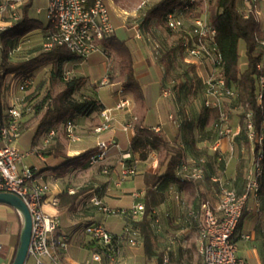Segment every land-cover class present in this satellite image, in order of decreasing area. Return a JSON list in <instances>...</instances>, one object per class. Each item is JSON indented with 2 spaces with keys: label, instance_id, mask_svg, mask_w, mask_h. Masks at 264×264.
<instances>
[{
  "label": "crops",
  "instance_id": "crops-1",
  "mask_svg": "<svg viewBox=\"0 0 264 264\" xmlns=\"http://www.w3.org/2000/svg\"><path fill=\"white\" fill-rule=\"evenodd\" d=\"M131 1L107 0V3L111 23L114 20L120 25L118 29H122L127 34L126 38L123 39L116 37L115 32L113 36L125 42L131 51L135 78L141 88L140 98H136L131 90L125 87V78L119 73L114 53L102 43H100L99 51L91 55L86 61H73L64 66V70L68 69L65 72L85 78L86 84L83 91L87 93L93 88L96 99L103 106V109H114L121 98L130 102L127 108L113 110L110 130L103 131L100 134L95 133L94 129L101 124L102 119L99 113H93L89 116L75 117L73 123L79 138L76 143H69L60 130L55 136L62 147V151L68 157H75L94 150L98 142H104L109 146L106 159L99 164H95L99 165L97 168H95V165L90 167L88 164L90 167L89 175L93 177L91 179L93 181L91 189L85 190V188H81L82 185L69 184L71 176L75 175L78 170H75L72 175L68 174L67 171L69 169L66 168L57 171L56 168L62 163H54L44 156L43 161L36 157L44 164L42 168H48L46 170H49L50 173H53V177H56L51 183V192L47 202L43 205V209L49 215L58 216L60 230L65 237L67 247L60 254L59 260L61 264H88L90 262L91 255L96 253V249L91 248L89 245L92 238L85 234L87 226L100 223L111 234L116 236H121L128 229V222L125 221L124 217L103 214L90 203L91 199L96 197L108 209L129 210L136 202H142L145 194L144 174L157 175L164 170L162 160L154 152L150 153L145 161L139 160L138 155L131 154L129 163L135 164L137 174L133 177L120 179L121 153L129 151L130 143L136 134L137 127L151 129L157 134L164 136L165 140L170 144L182 148L185 162L203 161L206 172L204 179L193 183L192 186L182 185L176 180L167 181L158 186V191L164 196V200L153 211L155 216L153 231L157 242V256L146 257L140 237L134 247L127 243V237L123 239L118 237L114 246L115 249L110 257L101 253L100 264H164L165 258H168V264H190L188 260H190L192 255V249L194 248L199 256L200 254L197 250L198 229L196 223L186 213L199 211L203 203H207L213 211H216L219 202L220 183L226 184L240 193L244 188L246 173L253 158L251 145L250 147L245 145L241 137L240 122H236L232 126L233 137L221 140L219 151L214 152L210 149V146L218 138L216 128H214L216 133L214 131L206 132L208 130L201 128V123H204L205 120L209 121V115L215 118L211 111L208 113L200 111L196 114L182 108L180 114H165L166 107H171L175 101V92L168 80L169 75L175 72L178 66L186 69L188 66L181 62L179 48H177L178 35L168 31L162 18H155L149 23L143 24L147 2L145 0L139 1L138 6L142 2H145L146 5L140 11H136L130 7L129 2L131 3ZM19 2L21 16L25 15L28 24L26 31L23 29L22 32L12 35L14 31L22 28L18 27L4 34L3 47H13V49L8 50L9 56H12V52L19 51L25 40L32 45H41L48 31L45 8L47 0H43L42 7L36 6L35 16L31 15L30 8L35 2L39 3V0H19ZM251 2L256 5V17L260 28L264 30V4L262 1L254 2L252 0ZM25 5H27V8L24 9ZM245 5V0H243V3L238 0L237 8L239 11L244 13L249 8V6L246 7ZM136 17L141 20L140 24L131 25L132 22H136ZM7 18L4 15L3 19L0 20V24ZM141 25L142 31L139 29ZM28 26L31 30L28 29ZM114 29L116 28L114 27ZM145 31H152L151 33H154L158 40L151 42V37H148ZM22 33V37L17 38L18 34ZM154 44L161 46L160 57L155 55ZM168 51L171 52L170 56L173 60L171 73H167L161 62V56ZM85 63L93 65V79L79 71ZM191 67L200 81L205 80L213 73V67L209 62L204 63L197 70L194 66ZM43 70L48 75L50 67H45ZM103 78L107 79V84L105 85H110L111 87V94L108 99L100 96L101 88L98 85ZM184 81L187 82V80ZM164 89L171 90L168 100H165L162 96V90ZM2 90L4 89L1 86L0 92ZM20 95L18 90L17 92H10L7 106L15 100V97ZM3 106L1 104L0 116L3 110L7 108L5 107L4 109ZM180 117L182 120L184 119V122L188 123V126L182 129L179 128V124L182 121ZM196 119L200 126L198 123L196 126L193 124ZM127 124H131L132 128L125 131L123 127ZM199 137L201 140H197ZM34 138H38L39 142L33 145V149L37 148L40 150L44 138L42 136L36 137L35 131ZM20 149L23 150L21 146ZM204 153L207 158H191L193 154ZM24 163L26 165H35L27 164L25 161ZM104 167L109 169V174H102L101 170ZM70 188L76 191L72 197L67 194ZM54 198L61 199V202L56 208H51L49 202ZM246 210V215L234 234L237 251L239 250V244L242 243V249L247 253L251 251L261 253L257 257L258 264H264V224L257 227L253 222L255 215L264 214V205L261 204L260 200V209L257 213L252 203L249 202ZM21 227L22 221L18 213L11 207L0 204V264H12L19 244ZM243 236H248V239H243ZM159 255H162L161 263L159 262ZM237 256L244 259L246 264H248V261L241 253L240 255L237 254ZM184 258L186 260L188 258V260L185 262ZM200 258L202 264H204L203 258L201 256Z\"/></svg>",
  "mask_w": 264,
  "mask_h": 264
},
{
  "label": "built area",
  "instance_id": "built-area-1",
  "mask_svg": "<svg viewBox=\"0 0 264 264\" xmlns=\"http://www.w3.org/2000/svg\"><path fill=\"white\" fill-rule=\"evenodd\" d=\"M263 1L264 0H260ZM256 2V1H254ZM146 5L142 2L137 10L140 11ZM209 0H179L178 3L167 10L162 20L167 29L178 34L180 38L179 53L182 64L198 67L209 62L213 67V73L202 81L204 86L203 106L207 109L216 108L218 118L216 131L218 138L210 146L214 152H218L220 141L232 138L233 133L227 125V116L222 109V99L232 98L234 94L225 87V82L219 73L222 65V56L217 48V31L211 22ZM256 5L252 3L244 12L247 15L255 11ZM19 0L0 1V20L4 15L8 18L0 24V53L3 51V34L14 29L21 20ZM46 21L48 31L42 43V51L48 52L56 46H65L67 50L86 61L91 55L99 51L100 43L114 35L115 29L110 21L107 0H47ZM264 46V42L262 43ZM159 45L154 44L155 55L159 56ZM258 70H264V55L257 66ZM12 79L20 78L18 92L14 101L3 110L0 116V193H9L18 197L26 206L31 216V236L28 246V259L33 264H61L59 258L66 249V242L60 230L58 216L45 213L43 205L51 192V183L54 180L53 173L49 170L38 168L35 165H26L24 160L36 156L43 161V156L37 148L23 151L20 149L21 119L26 98V90L33 85L31 78L20 73L8 74L0 68V79L6 76ZM71 76L69 72L64 74V79ZM107 84L103 78L99 85ZM170 89L162 90V96L168 100ZM264 99V74L257 80V100L261 103ZM129 100L121 98L114 109H103L99 112L101 124L94 129L100 134L110 130L113 110H122L129 106ZM132 125L123 127L126 131ZM69 143H76L79 138L75 131L73 121L67 120L59 129ZM247 138L252 147L253 158L245 177L244 188L238 193L228 185L220 183L219 202L216 211H213L207 203L200 206L199 211L187 212L198 229L197 250L203 258L204 264H246L245 260L237 256V246L234 234L241 220L243 211L249 202L256 212L260 209V178L263 152L255 151L256 146L261 147L264 134H256L247 116ZM58 133V129H51L43 139L42 148L47 147ZM130 149V147H129ZM109 146L104 142H98L95 151L88 157V164L93 166L103 162L107 157ZM130 152L121 153L120 179L133 177L137 174L135 164L129 163ZM128 161V162H127ZM49 171V172H48ZM102 174H109L107 167L102 168ZM176 175L182 180L199 182L204 177V162H182L177 167ZM76 191L70 188L67 194L72 197ZM61 199H52L49 202L51 208H56ZM99 211L107 216H122L137 219L144 211V204L136 202L129 210H113L103 206L101 201L94 197L90 200ZM127 243L136 246L139 234L135 230H127ZM85 234L91 236L102 248L111 254L114 251L111 234L104 225L95 223L85 228ZM248 239V236H243ZM101 253H93L88 264H100ZM164 264H168L165 258Z\"/></svg>",
  "mask_w": 264,
  "mask_h": 264
},
{
  "label": "trees",
  "instance_id": "trees-1",
  "mask_svg": "<svg viewBox=\"0 0 264 264\" xmlns=\"http://www.w3.org/2000/svg\"><path fill=\"white\" fill-rule=\"evenodd\" d=\"M89 1L92 2L93 0ZM178 1L179 0H159L157 3L147 8L143 16V24H147L155 18H162L163 14L174 7ZM209 4L211 22L217 31L216 44L222 56V65L219 68V73L224 79L225 87L234 94L231 99L238 97L243 107V112L240 117V124H242L241 137L245 145L250 147L246 130L248 114L250 115L254 133L264 134V99L261 103L257 100V80L260 75L264 74V70H258L257 68L264 55V46L262 45L264 42V30L260 28V24L254 12L245 15L242 11L238 10V0H214V2L209 0ZM23 8H27V5ZM27 24L25 15H23L15 28L22 27L26 31ZM28 29L31 30L29 26ZM168 31L170 30L168 29ZM22 35L23 33L18 34L17 38L22 37ZM101 43L114 53L119 73L125 78V87L131 90L136 98H140L141 88L135 78L133 57L128 46L125 42L120 41L114 36L103 40ZM179 43L180 38L178 36L177 48H179ZM241 43L244 45V56L246 59L245 68L243 70L240 69L239 62V47ZM159 47V53H161V46ZM171 51L173 52V50ZM170 54L171 52L168 51L161 56V62L167 73H171L173 67V60ZM73 61L81 60L70 53L65 46H56L48 52L39 49L34 56L17 61L8 59V49L3 47L0 68L4 69L8 74L20 73L33 80V85L26 90L25 106L21 119L22 131H24L23 128L27 124L34 122L35 136H42L45 138L51 129H58L59 132V129L67 120L74 122L77 116H89L103 110V106L96 99L93 88L87 93L83 91L86 84L85 78L71 75L68 79H64V74L66 73L64 66ZM45 67H50L47 79L45 80L48 84V88L43 94L39 91L35 93V89L40 88L39 84L35 85V75ZM187 70L192 73L193 79L196 80L199 85L203 86L202 81L197 78L193 68L188 66ZM59 83L62 84L63 88L54 95V88ZM41 85H43V83ZM76 95L79 96V100L74 99ZM203 109L205 113L211 111L213 116L216 117L217 122L218 110L216 108ZM215 125L216 123L214 124V128H216ZM185 126H188V123L186 121H181L179 128L182 129ZM56 139L55 137L47 147L41 148L40 153L54 163H62L56 168L57 171H61L62 168L70 169L84 167V165L88 164L89 155L95 151L94 149L75 157H68L62 151V147ZM54 140H56V142H54ZM259 149L263 152V159L261 162L260 200L261 204L264 205V140L261 147L256 146L255 151ZM129 152L130 154L138 155L141 161H145L149 154L154 152L162 160L164 166V170L160 174H144L145 194L142 199L144 211L141 216L137 219L124 217L131 222L127 225V230H135L138 232L143 242L146 257L151 258L158 255L156 236L153 231V224L155 221L153 211L164 200V196L158 191V186L173 180L188 186H192L194 182L187 179L182 180V178L176 175L177 167H179L182 162H185L183 149L177 145L170 144L165 140L164 136L157 134L151 129L136 128V134L130 143ZM205 172L206 168L204 166V175ZM246 212L247 210L245 207L240 222L246 215ZM127 235L128 231H125L121 236L115 235L113 246L116 244L118 237L123 239L127 237ZM89 245L91 248L96 249V253H102L109 257L111 256V253L105 251L94 239L90 241ZM158 258L161 263L162 255H159Z\"/></svg>",
  "mask_w": 264,
  "mask_h": 264
},
{
  "label": "rangeland",
  "instance_id": "rangeland-1",
  "mask_svg": "<svg viewBox=\"0 0 264 264\" xmlns=\"http://www.w3.org/2000/svg\"><path fill=\"white\" fill-rule=\"evenodd\" d=\"M141 0H132L130 4V7L133 8L134 10H137V6H138V2ZM243 3V0H239ZM246 1V7L252 4V0H245ZM253 1H260V0H253ZM145 2H147V8H149L150 6L154 5L155 3L158 2V0H145ZM212 2H214V0H212ZM263 2V1H262ZM261 3V2H260ZM245 4V3H244ZM264 4V2H263ZM43 5V0H39V3H34V5L30 8V12L31 15L35 16V11H36V6L42 7ZM46 8V7H45ZM142 19V18H141ZM136 22L135 23H131V25H139L141 20H138V18L136 17ZM112 23L114 25L115 29V35L118 38H126L127 34L124 33V31L122 29H118V25L114 20H112ZM139 29H141L142 31V25L139 26ZM23 31V28H19L16 31L13 32L12 35H16L17 33H20ZM152 31L148 32L145 31V33H147L148 37H151L150 40L151 42L158 40V38L156 39V35L154 33H151ZM146 42L149 44V42L146 39ZM42 44L40 45H32L31 43L27 42L26 40L23 41V44L21 45V48L19 51H15L12 52V56L8 55V59H10L11 61H17L20 59H26V58H30L32 56L35 55L36 52L39 51V49L41 50ZM6 48L9 49H13V47H7ZM13 51V50H11ZM239 52H240V69L243 70L245 68V56H244V45L243 43L240 44L239 47ZM115 56V55H114ZM117 63V62H116ZM115 63V65H116ZM118 66V65H117ZM117 66H115V68H117ZM71 70V69H70ZM65 71H68L65 70ZM79 71H81L82 73H84L85 76L92 78L93 76V65L90 63H85L83 65L82 68L79 69ZM48 72V71H47ZM37 76H35V85L39 84V89H35V93H37L38 91L43 94L45 93V91L48 88V84L45 82V80L47 79V73L45 70H40L37 73ZM74 76V75H72ZM118 78V77H116ZM169 83L171 85V88L173 89V91L175 92V101L172 103L171 107H166L165 109V114L168 115L170 113L173 114H180L182 111V108L187 109L189 111L194 112L197 114V112L199 113L200 111L203 112L204 111V106H203V101H204V87L202 85H199V83L193 79L192 73L187 70L186 68H183L181 66L177 67V70H175V72H172L169 75ZM184 80H187V82H185ZM43 83V85H41ZM19 84H20V78L18 77L17 79H12L9 75L5 77V79H0V87L2 86L4 90H2V92H0V112L2 110L1 108V104H3L4 109L5 107H8L7 105L9 104V93L12 91L17 92V90L19 89ZM100 86V85H98ZM63 88L62 84H57V86L54 88V95L57 94L58 92L61 91V89ZM100 96L103 98L108 99L110 94H111V87L110 85H104V86H100ZM34 93V94H35ZM75 100H79V96H74ZM27 105V104H26ZM222 109L225 112L226 116H227V125L232 129L233 125L237 122H240V117L241 114L243 112V107L241 106V103L239 101L238 97H235L234 99L231 98H223L222 99ZM25 106V105H24ZM197 116V115H196ZM210 118H213L211 115H209ZM175 118V117H174ZM173 118V119H174ZM209 119V121L207 122L205 120L204 123H201V128L203 130H208L206 132H215L214 129V124L216 123V117L213 119ZM180 119L182 120V118L180 117ZM184 120V119H183ZM182 120V121H183ZM34 122L27 124L23 129L24 131H22L21 133V137H20V146L23 148V150H31L33 149V145L36 144L38 141V138H34ZM198 121L196 119V122L193 123L195 126L198 125L197 124ZM183 126V125H182ZM181 126V127H182ZM200 126V124H199ZM241 129H242V124H240ZM244 127V126H243ZM44 138V137H43ZM41 138V139H43ZM197 140H201V138L199 137ZM207 158V156L204 154H193V156L191 157L192 159H197V158ZM27 164H35L37 165L39 168L43 167V163L38 160V158H36V156H31L29 158H26L24 160ZM99 165H95V168H97ZM88 167V168H85ZM91 167V166H90ZM88 164L84 165V167H75V168H70L67 172L68 174L72 175V173L75 170H78L77 173H75V175L71 176V179L69 181L70 185H79L82 187L81 188H85V190H89L91 189V186L93 185V181H91V179H93V177H91L92 175L90 174ZM93 169V167H92ZM66 177V176H64ZM205 182V181H204ZM82 183V184H81ZM216 190V189H215ZM253 216V215H252ZM126 222L131 223L130 221H128L127 219L125 220ZM253 222L254 225L257 227L263 226L264 224V214L262 215H255L253 217ZM138 243V242H137ZM241 255L248 261V264H258V260L257 257L260 256L261 253H257L255 251H251L249 253H247L244 249H242V243L239 244V250L237 251L238 255ZM189 258V256H188ZM187 258V260H188ZM185 259V258H184ZM185 259V262L187 261ZM190 264H202V260L200 258V256L196 253L195 249H192V255L190 257ZM31 260L28 259L26 264H31ZM188 263V262H187ZM182 264V263H181Z\"/></svg>",
  "mask_w": 264,
  "mask_h": 264
},
{
  "label": "water",
  "instance_id": "water-1",
  "mask_svg": "<svg viewBox=\"0 0 264 264\" xmlns=\"http://www.w3.org/2000/svg\"><path fill=\"white\" fill-rule=\"evenodd\" d=\"M0 204L14 209L21 218L22 227L19 235V244L12 264H25L28 259V246L31 236V216L24 203L15 195L0 193Z\"/></svg>",
  "mask_w": 264,
  "mask_h": 264
}]
</instances>
